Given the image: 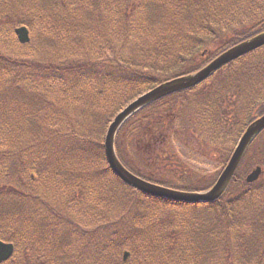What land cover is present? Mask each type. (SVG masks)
I'll return each mask as SVG.
<instances>
[{
	"label": "trees",
	"instance_id": "1",
	"mask_svg": "<svg viewBox=\"0 0 264 264\" xmlns=\"http://www.w3.org/2000/svg\"><path fill=\"white\" fill-rule=\"evenodd\" d=\"M21 25L63 36L71 48L93 36L94 53L44 62L0 51V83H11L0 95V128L12 125L18 139L30 141L0 157V240L16 246L2 264H129L132 256L136 264H264V179L247 183L245 172L240 174L244 159L218 200L188 204L124 183L111 170L104 144L112 120L138 96L263 32L264 0H0V35L4 30L15 36ZM129 45L133 52L124 55ZM59 103L75 105L83 120L80 132ZM263 113L264 47L227 64L204 84L134 114L118 131L116 151L126 167L149 181L165 185L180 178L193 184L176 174L186 163L170 141L189 135L207 148L211 141L229 142L224 166L245 128ZM46 132L52 136L42 138ZM40 146L52 148L36 150ZM54 148L67 153L52 159ZM130 148H139L140 156L128 155ZM261 155L264 164V144ZM167 173L175 177L157 178ZM7 176L46 192L51 202L42 201L44 209L34 202L33 210L23 212L24 197L1 199L6 190H17L4 181ZM213 182L184 190H204ZM57 201L61 210L52 204ZM108 213L125 219L123 231H112L90 249L88 259L82 253L74 258L71 246L79 240L74 229L85 231L92 219ZM97 223L101 229L112 225ZM122 248L131 257L114 259L113 252Z\"/></svg>",
	"mask_w": 264,
	"mask_h": 264
},
{
	"label": "rangeland",
	"instance_id": "2",
	"mask_svg": "<svg viewBox=\"0 0 264 264\" xmlns=\"http://www.w3.org/2000/svg\"><path fill=\"white\" fill-rule=\"evenodd\" d=\"M3 34L0 35V51L5 54H10L12 56L21 57V56H27L30 55L33 59H39V61H63L67 60L70 57H76V58H83L87 56H92L94 51L91 50L94 43V38L91 36V39L84 40L83 44L80 47H74L71 48L68 45V40L63 36H50L48 33H43L39 27H35L33 30L30 29V37H31V45L29 44L28 47H26L27 44H22L18 37L13 35L10 32H6L2 30ZM54 38V43L49 44L48 40H51ZM52 42V41H51ZM133 52L132 46H128L124 52V55H130ZM202 55L207 56V54L202 53ZM4 79V76L1 74L0 71V81ZM10 79V78H8ZM11 87V83L4 82L0 83V95L3 96L4 94L2 91L8 90ZM10 95V94H9ZM15 98V97H14ZM65 105L68 106L67 113H64V107ZM60 110L62 109V114L65 119L73 121L72 128L76 129L78 132L81 131V123L83 122L82 117L81 121L79 120L77 116V111L74 107V104H58ZM13 131V133H12ZM52 136L50 132H46L45 137L47 138ZM59 138L56 140V142L59 143L61 135H58ZM67 137V136H63ZM264 133L261 137V143L264 144ZM0 157L3 153H12L18 151L22 144H29V140H21L18 139L15 131L12 128V125H3L0 128ZM211 140V139H210ZM74 141V140H73ZM263 141V142H262ZM181 142V143H180ZM180 142L177 143L176 139H173L170 141V147H173L176 151V155L179 159H182L184 163H186L185 169H180L176 174L180 175L183 179H191L193 183L198 182H209L213 181L217 175L219 174V171L221 170L223 166V158H224V149L228 146V143H221L220 145L216 146L212 141L209 145V148L206 147V144L203 142L202 144L198 143L196 140V137H191L189 135H184L182 138H180ZM127 144V143H126ZM260 140H257L252 148L249 150L248 154L246 155L244 159V164L242 166V172L248 173L253 167H256L257 165H262L264 167V164L260 163V161L263 159V156L261 155L262 151V144L259 146ZM12 145H15L14 147ZM65 147L64 145H62ZM259 146V147H258ZM54 147V146H53ZM189 147L191 149V154L187 156L186 154V148L189 150ZM49 148H52L51 146H40L37 147L36 150L38 151H47ZM57 148V147H56ZM52 149V159H58L60 157H64L67 153V151H63V149ZM137 149L134 150L130 148V154H135L137 157L140 155H137ZM60 151V152H58ZM151 156V155H150ZM154 157V156H152ZM22 158L24 160L27 159L26 155H23ZM84 162L88 165L89 159L87 157H83ZM12 158L9 156L7 159V166L11 163ZM0 163H2V159L0 158ZM88 171H92V169H89ZM94 172V171H93ZM175 176L171 174H166L165 178L157 177L160 180H165V182H168V180H172ZM167 178V179H166ZM1 179V178H0ZM264 179V175L262 177ZM4 181L11 183L17 188L16 192H11L6 190L5 193H2L1 199L3 200H14L19 201L22 197H24L22 202L26 203V207L24 208L23 212H30L31 209L38 207H44L41 204L42 201L48 200V194L45 192H42L41 190H38L37 188L29 187L26 185H21L20 181L17 177H9L7 176ZM206 183V184H207ZM193 185L188 181L180 180V178H176L173 183H166L165 186L176 189V190H184L187 188H190V186ZM198 185V184H197ZM202 186V185H198ZM27 193H31L28 194ZM34 202H38L39 204H36L34 206ZM53 205H55V208L57 210H61L62 206L58 203L57 205L52 202ZM72 218L74 220L80 219L75 213H71ZM71 217V216H70ZM90 220L93 218V216H90ZM116 216L112 215L111 213H108L107 215H100L99 221L92 219L94 221L92 225H85L84 228L85 231L74 229L79 232V240L74 243L75 245H72V255L74 258L79 256L81 253L82 255L88 259L89 256H91L92 251L95 248V245L102 242V240L108 236L112 231L118 229L119 231H123L125 224V219L119 218L116 219ZM97 222H106V223H112V225L109 228H103L101 229L100 226L96 227L98 225ZM88 244V246H87ZM92 251H91V250ZM125 251L124 248H122V251L117 253L116 251L113 252L114 259L115 256L118 254V259L123 258V252ZM131 257V256H130ZM133 257V256H132ZM130 258L131 261H129V264H136V260L134 258ZM89 260L84 261L83 264H88Z\"/></svg>",
	"mask_w": 264,
	"mask_h": 264
},
{
	"label": "water",
	"instance_id": "3",
	"mask_svg": "<svg viewBox=\"0 0 264 264\" xmlns=\"http://www.w3.org/2000/svg\"><path fill=\"white\" fill-rule=\"evenodd\" d=\"M19 41L21 43H27L30 41L29 30L27 27L22 26L16 29ZM264 46V32L257 34L256 36L249 38L220 54L213 61L203 67L201 70L181 76L149 90L144 93L132 103H130L123 111H121L110 125L105 138V149L111 169L126 183L133 187L157 196L167 197L173 200L187 202V203H198V202H211L218 199L228 184L230 183L242 157L245 153L248 145L251 141L264 129V115L252 122L245 133L241 137L233 155L218 178L215 185L209 190L203 192H184L174 189H169L150 181H147L140 176L132 173L128 170L120 161L115 147V137L118 129L121 125L130 118L137 111L150 103L172 94L174 92L187 89L196 86L206 79H208L214 72L219 70L229 62ZM262 173V167H255L248 175L247 181L254 182L259 179ZM15 252V245L10 242L0 240V264L8 261ZM129 252H125L124 258L126 259Z\"/></svg>",
	"mask_w": 264,
	"mask_h": 264
}]
</instances>
